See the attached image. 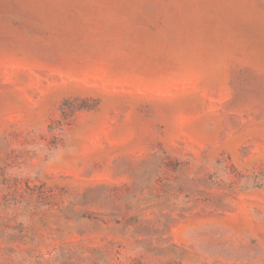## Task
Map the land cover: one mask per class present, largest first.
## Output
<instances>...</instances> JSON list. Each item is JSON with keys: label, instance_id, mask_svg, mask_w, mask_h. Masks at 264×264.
I'll list each match as a JSON object with an SVG mask.
<instances>
[{"label": "rangeland", "instance_id": "rangeland-1", "mask_svg": "<svg viewBox=\"0 0 264 264\" xmlns=\"http://www.w3.org/2000/svg\"><path fill=\"white\" fill-rule=\"evenodd\" d=\"M0 264H264V0H0Z\"/></svg>", "mask_w": 264, "mask_h": 264}]
</instances>
